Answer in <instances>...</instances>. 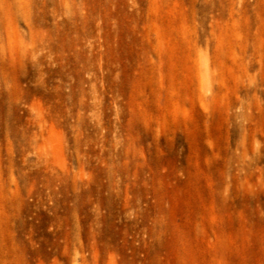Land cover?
<instances>
[{
    "label": "rangeland",
    "instance_id": "obj_1",
    "mask_svg": "<svg viewBox=\"0 0 264 264\" xmlns=\"http://www.w3.org/2000/svg\"><path fill=\"white\" fill-rule=\"evenodd\" d=\"M0 264H264V0H0Z\"/></svg>",
    "mask_w": 264,
    "mask_h": 264
},
{
    "label": "bare ground",
    "instance_id": "obj_2",
    "mask_svg": "<svg viewBox=\"0 0 264 264\" xmlns=\"http://www.w3.org/2000/svg\"><path fill=\"white\" fill-rule=\"evenodd\" d=\"M205 58L201 57L200 58V71H201V76L203 80L207 79L208 73H207V69H206V64H205Z\"/></svg>",
    "mask_w": 264,
    "mask_h": 264
}]
</instances>
